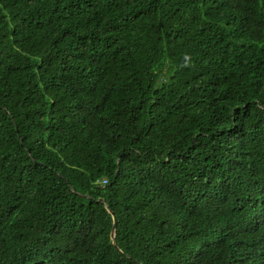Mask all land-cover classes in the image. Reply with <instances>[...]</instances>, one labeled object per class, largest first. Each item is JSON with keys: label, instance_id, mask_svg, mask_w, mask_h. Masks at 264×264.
<instances>
[{"label": "trees", "instance_id": "1", "mask_svg": "<svg viewBox=\"0 0 264 264\" xmlns=\"http://www.w3.org/2000/svg\"><path fill=\"white\" fill-rule=\"evenodd\" d=\"M0 264H264V0H0Z\"/></svg>", "mask_w": 264, "mask_h": 264}, {"label": "water", "instance_id": "2", "mask_svg": "<svg viewBox=\"0 0 264 264\" xmlns=\"http://www.w3.org/2000/svg\"><path fill=\"white\" fill-rule=\"evenodd\" d=\"M98 201L100 202H104V199L102 197L98 198ZM114 229L115 227L113 226L112 227V230H111V237H112V242L113 244H116V241H115V234H114Z\"/></svg>", "mask_w": 264, "mask_h": 264}, {"label": "built area", "instance_id": "3", "mask_svg": "<svg viewBox=\"0 0 264 264\" xmlns=\"http://www.w3.org/2000/svg\"><path fill=\"white\" fill-rule=\"evenodd\" d=\"M106 182H107V180H106L105 178H103V179L101 180V183H102V184H106Z\"/></svg>", "mask_w": 264, "mask_h": 264}]
</instances>
